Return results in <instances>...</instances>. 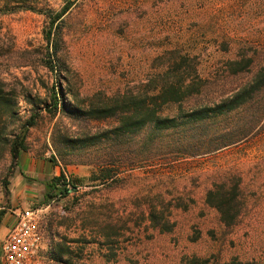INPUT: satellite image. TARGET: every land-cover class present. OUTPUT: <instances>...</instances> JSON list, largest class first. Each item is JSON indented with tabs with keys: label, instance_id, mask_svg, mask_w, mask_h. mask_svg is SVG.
<instances>
[{
	"label": "rangeland",
	"instance_id": "obj_1",
	"mask_svg": "<svg viewBox=\"0 0 264 264\" xmlns=\"http://www.w3.org/2000/svg\"><path fill=\"white\" fill-rule=\"evenodd\" d=\"M35 1L54 12L72 5L61 24L55 73L44 66L48 20L31 11L0 16V81L22 116L30 109L26 95L49 103L47 92L57 84L65 104L82 108L152 97L164 85L201 86L182 102L186 110L224 100L264 76V0ZM229 62L249 65L234 75ZM255 98L203 125L144 129L82 148L63 140L102 135L114 121L78 123L41 112L18 166L0 161V212L11 219L13 212L41 210V264H62L50 259L57 245L70 251L72 264H264V89ZM178 112L173 104L160 109L161 116ZM37 162L81 184L43 205L51 170H38L42 182L22 170ZM104 171L111 178L100 181ZM237 178L244 208L225 228L205 195ZM4 235L0 228V247Z\"/></svg>",
	"mask_w": 264,
	"mask_h": 264
},
{
	"label": "trees",
	"instance_id": "obj_2",
	"mask_svg": "<svg viewBox=\"0 0 264 264\" xmlns=\"http://www.w3.org/2000/svg\"><path fill=\"white\" fill-rule=\"evenodd\" d=\"M10 1V2H9ZM2 3V4H1ZM0 16L10 15L19 11H31L42 14L48 20V30L44 34V40L47 44V58L44 66L51 72H56L58 63L57 53L60 48V30L61 24L71 8L72 2L66 3L58 12L44 9L37 1L26 0H0ZM16 4L15 6H10ZM57 62V63H56ZM249 64L241 65L240 62H229L230 74L242 72ZM57 83V82H56ZM60 84L48 90L50 102L26 95L24 101L30 106L25 116L20 115L17 97L5 89L0 81V161L8 158L12 165H17L20 154L28 151V133L36 126L41 112L49 116L61 113L71 118V120L81 122H105L114 121L115 126L102 135H84L76 141L63 142L72 147L82 148L95 146L102 142V139H120L134 137L144 129L158 133L175 131L180 127L201 124L226 116L227 114L241 108L245 104L256 99L255 97L264 89V76L259 73L254 79L246 85L239 88L230 97L206 105L194 104L186 110H182L181 104L190 95L200 94L201 86L193 88L192 86L183 87L181 84L164 85L159 92L152 97L144 96H124L122 98L112 99L106 103H90L84 108L75 105L65 104L61 96ZM176 105L178 115L176 117L161 116L160 109L165 105ZM111 178L109 171H104L100 175V181ZM81 184L78 179H71L60 173L52 177L43 184V205L59 198L66 197L71 190H75ZM240 179H230L220 185L214 186L208 190L205 195V204L213 209L219 215L221 224L225 228L233 227L239 219L244 203L240 194ZM4 212H0V225ZM158 223L155 222V227ZM164 227V226H163ZM162 231H169L165 226ZM50 259L57 263L72 264L68 259L70 251L57 245L50 249ZM207 261L191 259L187 264H207ZM225 264H243L233 259Z\"/></svg>",
	"mask_w": 264,
	"mask_h": 264
},
{
	"label": "built area",
	"instance_id": "obj_3",
	"mask_svg": "<svg viewBox=\"0 0 264 264\" xmlns=\"http://www.w3.org/2000/svg\"><path fill=\"white\" fill-rule=\"evenodd\" d=\"M41 223L40 209L29 208L19 212L1 243L0 264H41L44 261Z\"/></svg>",
	"mask_w": 264,
	"mask_h": 264
},
{
	"label": "crops",
	"instance_id": "obj_4",
	"mask_svg": "<svg viewBox=\"0 0 264 264\" xmlns=\"http://www.w3.org/2000/svg\"><path fill=\"white\" fill-rule=\"evenodd\" d=\"M21 155H22V153L20 154V157H22ZM20 157H19V159H20ZM44 163L45 164L42 163V165H43L42 167L43 168L42 167H39V162H37V164L36 163H32L29 167H25V168L23 167V169H22L23 170V174L24 175L30 174V175H32L30 177H33V178L36 176L37 177V180L42 182V181L45 180L46 176L43 175L39 179L40 176L37 175V172H38V170L40 172L41 171H45V167H46V171L49 172V170H51L50 172L52 174V177H55V176H58L59 175V171H58V168L59 167L58 166H53V169H52L51 163H47V162H44ZM48 177L50 179L52 178L50 176H48ZM49 178H48V180H50ZM13 213H14V215L11 217V219L10 218H6V216H5V218H2L1 225H0V228H2V236L4 235L5 232H6L5 235L7 234L8 230L13 226V224L16 221V218H17V215H18L19 212L18 213L13 212ZM5 235H4V237H5ZM45 242H46V236L44 234L43 243H42V250H41V253H42V257L43 258H45L43 255L46 252Z\"/></svg>",
	"mask_w": 264,
	"mask_h": 264
}]
</instances>
